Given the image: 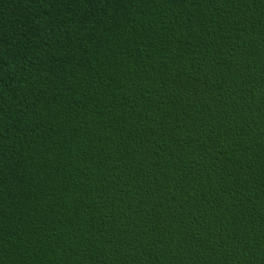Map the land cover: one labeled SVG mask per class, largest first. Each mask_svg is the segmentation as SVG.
Returning <instances> with one entry per match:
<instances>
[{
    "label": "trees",
    "instance_id": "trees-1",
    "mask_svg": "<svg viewBox=\"0 0 264 264\" xmlns=\"http://www.w3.org/2000/svg\"><path fill=\"white\" fill-rule=\"evenodd\" d=\"M0 264H264V0H0Z\"/></svg>",
    "mask_w": 264,
    "mask_h": 264
}]
</instances>
